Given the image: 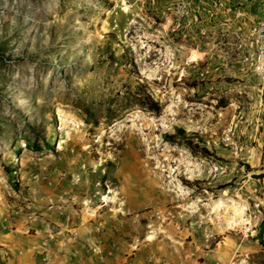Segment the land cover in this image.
<instances>
[{
	"label": "rangeland",
	"instance_id": "1",
	"mask_svg": "<svg viewBox=\"0 0 264 264\" xmlns=\"http://www.w3.org/2000/svg\"><path fill=\"white\" fill-rule=\"evenodd\" d=\"M182 2L0 0V228L123 264H264L253 52L178 26ZM138 83L160 114L113 112Z\"/></svg>",
	"mask_w": 264,
	"mask_h": 264
},
{
	"label": "crops",
	"instance_id": "2",
	"mask_svg": "<svg viewBox=\"0 0 264 264\" xmlns=\"http://www.w3.org/2000/svg\"><path fill=\"white\" fill-rule=\"evenodd\" d=\"M182 4L184 11L178 26L190 24L189 30L196 35L218 30L239 34L254 51L250 36L263 17V0H183ZM73 231L78 233L77 228ZM50 237L47 239L43 225L37 222L28 221L11 230L0 228V264H123V256L105 255L103 248L107 249L109 241L97 242L94 252H85L84 240L67 239L63 233Z\"/></svg>",
	"mask_w": 264,
	"mask_h": 264
},
{
	"label": "trees",
	"instance_id": "3",
	"mask_svg": "<svg viewBox=\"0 0 264 264\" xmlns=\"http://www.w3.org/2000/svg\"><path fill=\"white\" fill-rule=\"evenodd\" d=\"M142 89L143 85L138 83L135 87V92H133L132 94H126L125 97L121 98L122 100L119 102V105H117V109H115L113 112H116V110L118 112L120 109L122 110L124 108V110H126V108L129 110L132 108H137L141 111L153 114L155 116L159 115L162 110V105H160L151 97L149 93L143 91ZM117 114H114V117H112V119L119 118L120 114ZM112 119H109L108 117V120ZM84 122L92 125L95 124L94 121H89L87 119H84ZM259 244L264 247V243L260 239Z\"/></svg>",
	"mask_w": 264,
	"mask_h": 264
},
{
	"label": "built area",
	"instance_id": "4",
	"mask_svg": "<svg viewBox=\"0 0 264 264\" xmlns=\"http://www.w3.org/2000/svg\"><path fill=\"white\" fill-rule=\"evenodd\" d=\"M264 4V0H263ZM251 44L253 53L250 57V70L257 80L260 91H264V11L260 22L252 29Z\"/></svg>",
	"mask_w": 264,
	"mask_h": 264
},
{
	"label": "bare ground",
	"instance_id": "5",
	"mask_svg": "<svg viewBox=\"0 0 264 264\" xmlns=\"http://www.w3.org/2000/svg\"><path fill=\"white\" fill-rule=\"evenodd\" d=\"M124 10H126V8H124ZM230 201H231V203H232V202H234L235 204L237 203L236 200L233 199V198H230ZM235 212H236L237 214H239V213H238V210H235ZM235 221H237V220L233 219V220L230 222V224H231V225L234 224Z\"/></svg>",
	"mask_w": 264,
	"mask_h": 264
}]
</instances>
